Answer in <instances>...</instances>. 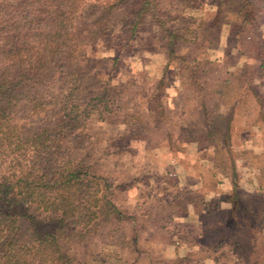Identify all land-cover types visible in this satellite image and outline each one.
Wrapping results in <instances>:
<instances>
[{
  "label": "trees",
  "instance_id": "16d2710c",
  "mask_svg": "<svg viewBox=\"0 0 264 264\" xmlns=\"http://www.w3.org/2000/svg\"><path fill=\"white\" fill-rule=\"evenodd\" d=\"M199 2L0 0V264H117L127 244L138 251L134 227L133 240H112L127 217L91 161L94 122L120 116L135 130L134 139L170 150L179 141L211 146L237 193L239 172L229 149L236 127L244 122L264 129V95L254 84L264 76V59L250 62L259 55L249 34L256 9L251 0H219L216 10L199 18L192 13L202 9ZM147 23L159 29L169 63L151 94L155 106L143 112L125 106V85L95 73L99 61L89 49L114 33L122 34L126 47ZM224 31L226 54L240 51L245 62L232 77L203 84L196 74L211 62L206 54L220 45ZM182 42L195 43L196 52L178 56ZM174 59L188 73L185 94L197 104L182 112L183 123L160 110ZM236 206L231 216L237 217ZM99 232L111 240L91 251L83 240ZM208 241L199 243L203 252L218 253L221 242ZM244 255L241 264H253V251Z\"/></svg>",
  "mask_w": 264,
  "mask_h": 264
},
{
  "label": "rangeland",
  "instance_id": "374dc122",
  "mask_svg": "<svg viewBox=\"0 0 264 264\" xmlns=\"http://www.w3.org/2000/svg\"><path fill=\"white\" fill-rule=\"evenodd\" d=\"M218 1L202 0L203 4L199 2L202 9L192 13L199 18L207 17L216 10ZM251 1L256 13L249 34L259 55L250 62L258 64L264 59V0ZM105 39L89 49L90 55L99 61L95 73L103 80L112 78L113 84L126 86L129 91L126 107L148 111L155 106L150 102L151 94L169 63L159 29L152 23L143 25L126 47L120 33ZM228 46L224 31L220 45L206 54L211 62L207 61L196 74L201 75L199 82L230 78V73L245 62L240 51L233 50L227 55ZM196 50L195 43L182 42L178 56ZM192 62L188 57V63ZM179 63L180 60L174 59L169 64L161 89L169 95L160 96L164 97L160 110L167 108L173 118L183 123L182 112L196 109L197 104L194 95L184 92L188 73ZM254 84L264 95V76ZM134 132L120 116L111 122H94L91 128L94 138L89 149L91 161L98 174L108 181L113 203L127 217L117 226L112 240H133L132 227L138 240L137 252L130 244L119 250L122 263L117 264H139L137 260L142 257L140 264H241L248 258L244 253L250 251L253 264L259 260L264 264V129L246 126L244 122L236 127L229 149L237 161L240 181L237 193L231 180L222 173L213 147L179 141L177 149L170 150L155 146V140L134 139ZM234 205L237 217L230 213ZM100 232L83 240L91 251L98 252L103 240H111ZM204 240L220 241L218 253L213 249L203 252L199 243L205 244ZM216 256H220L218 261ZM108 261L115 263L114 259Z\"/></svg>",
  "mask_w": 264,
  "mask_h": 264
}]
</instances>
